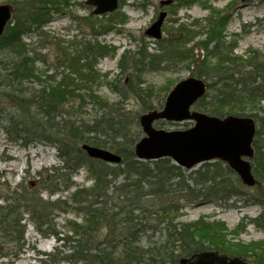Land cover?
Wrapping results in <instances>:
<instances>
[{"label":"trees","instance_id":"trees-1","mask_svg":"<svg viewBox=\"0 0 264 264\" xmlns=\"http://www.w3.org/2000/svg\"><path fill=\"white\" fill-rule=\"evenodd\" d=\"M10 2L11 20L0 36V129L8 139L24 145L42 141L56 147L60 166L37 172L33 187H7L0 194V247L21 243L25 225L20 223L25 216L39 236L56 243L54 253L44 254L46 264H178L200 252L264 264V241L246 247L226 240L228 234L237 236L240 226L228 232L220 221L176 222L187 205L225 203L240 195L248 194L252 203L264 208V53L249 49L245 57L234 54L238 35L231 34L228 41L225 35L229 16L209 8L210 15L203 20L177 23L173 19L176 27L162 29L166 36L153 42L156 54H148L143 44L138 50L141 59L127 63L123 53L118 68L123 72L145 63L152 69L191 72V77L206 84L204 96L194 106L197 111L217 118H251L256 125L250 161L256 185L251 192L219 161L187 172L167 158L137 160L134 145L142 136L137 119L128 117L96 90L107 78L96 69L97 61L114 55L116 49L94 40L66 52L57 74L39 71L36 61L44 60L38 54L30 56L23 37L28 32L39 33L54 13L69 12L70 1ZM121 4L123 0L115 12L100 18L88 16L93 34L108 33L125 23ZM193 4H201V0H172L169 9L175 13ZM195 49L201 54H195ZM139 81V76L135 81L130 78L126 86L141 101L143 112H149L162 107L179 80L156 89L149 85L139 88ZM109 85L118 96L126 97L112 81ZM88 105L93 110L90 114L84 111ZM158 122L155 126L161 128L164 122ZM84 144L112 152L120 162L89 158L81 148ZM80 169L90 181L89 187L73 182ZM43 192L46 198L41 196ZM63 193L66 196L50 199ZM54 211L72 213L80 221L66 220L69 233L58 232L51 223ZM250 222L264 230V213ZM156 233L162 235L161 242L151 241ZM142 237L147 239L145 248L139 246Z\"/></svg>","mask_w":264,"mask_h":264},{"label":"rangeland","instance_id":"rangeland-1","mask_svg":"<svg viewBox=\"0 0 264 264\" xmlns=\"http://www.w3.org/2000/svg\"><path fill=\"white\" fill-rule=\"evenodd\" d=\"M10 1L0 0V5H10ZM69 1V12L54 13L51 20L39 33L28 32L23 37V41L28 44V48L31 50L30 56L38 54L44 60V62L41 60L36 61V69L45 71L49 75L57 74L62 70L59 65L61 60L65 58L66 52L75 51V47L81 49L86 43L94 40L103 45L114 47L116 49L114 55L105 56L97 61L96 69L100 74L107 75V78L98 85L96 90L99 96L110 103L116 104L133 120L137 119L138 121L139 116L145 112H143L141 101L126 86L130 78L135 81V77L139 76V82L141 83L135 82L139 88L143 89L149 85L156 89L171 82V80H182L191 77V72L188 71L152 69L145 63L138 65L136 63V68L129 66L123 72L118 68V61L123 53H126L127 63L130 60L137 61L141 59L138 50L143 44L146 46L148 54L157 53L153 44L154 41L145 35V30L156 20L159 12H167L162 29L171 30L172 27H176L171 21L173 19L177 20V23H191L208 17L210 15L209 8L218 10L229 16L225 29L227 41L231 34L238 35L234 54L245 57L247 55L246 51L249 49L264 53V0L252 1L246 6L242 5L241 0H201V4L179 8L175 13L170 11V6H160V2L166 0H123L120 13L125 15V23L115 25L114 29L108 31V33L98 31L97 35L92 33L90 29L92 20L88 18L93 8L85 4L86 0ZM165 36L166 33L163 31L162 37ZM195 41H198V38ZM194 53L201 54L197 49L194 50ZM111 81L117 85L119 91L125 94V98H121L113 91L109 85ZM123 83L124 86H122ZM163 103L164 101H162V105ZM153 104H158L155 98H153ZM261 105L264 108V101L261 102ZM191 110L196 109L193 107ZM84 111L88 114L93 112L90 105L85 107ZM189 124L192 125L190 122H164L160 127L165 130H180L185 125L189 127ZM155 125H160V123L157 122ZM54 166H60L56 147L42 141H32L24 145L20 141L8 139L0 129V194L7 187L14 189L18 185L23 188L35 186L38 182L35 177L37 172H42ZM72 180L79 187L90 186V181L86 179L83 169H80ZM119 181H121L120 178ZM74 189L72 188L70 192ZM245 191L251 192L253 188H247ZM66 194H57L50 199L54 200L58 196L64 197ZM41 196L46 198L47 194L43 192ZM2 204L3 201L0 200V205ZM262 213H264V208L261 205L252 203L247 194V196L231 197L225 203L202 202L198 205H187L182 208L176 222L190 223L201 218L207 221H220L225 224L228 232H234L240 226L237 236L228 234L226 240L233 244L240 242L243 246L249 247V244L264 241V230L250 222ZM51 219L55 230L63 233H69L65 227L66 220L80 221L79 217L72 213L57 211H54ZM20 224L25 225L23 240L18 245L7 243L5 246L0 247V264H46L44 261L48 260V257L44 254L54 253L56 245L54 239L39 236L33 226L26 221L25 216ZM158 239L161 242L163 237L156 233L151 241ZM146 240V237H142L139 246L142 248L147 247ZM227 249L230 248L227 247ZM245 261L247 264H253L250 258H245Z\"/></svg>","mask_w":264,"mask_h":264},{"label":"water","instance_id":"water-1","mask_svg":"<svg viewBox=\"0 0 264 264\" xmlns=\"http://www.w3.org/2000/svg\"><path fill=\"white\" fill-rule=\"evenodd\" d=\"M245 6L250 1L241 0ZM86 5L93 8L91 14L102 16L118 8V0H86ZM169 0L161 5H168ZM11 5H0V36L11 19ZM166 12L145 31L152 40H160L161 27ZM203 80L189 77L177 82L165 97L161 110L151 111L139 117L142 137L134 145V156L139 161H157L170 159L184 170L212 161H220L228 166L239 178L242 185L253 187L256 180L252 175L250 160L254 155L252 143L256 131L254 121L248 117L226 116L217 118L202 112L190 111L191 107L205 94ZM169 123L192 122L184 130H165L155 128V121ZM82 150L89 158L117 164L120 158L104 149L82 145ZM178 264H247L237 257H227L214 252H200L188 258H182Z\"/></svg>","mask_w":264,"mask_h":264},{"label":"flooded vegetation","instance_id":"flooded-vegetation-1","mask_svg":"<svg viewBox=\"0 0 264 264\" xmlns=\"http://www.w3.org/2000/svg\"><path fill=\"white\" fill-rule=\"evenodd\" d=\"M170 4V3H169ZM163 6V5H162ZM165 6H167V5H165ZM241 260H243V261H245V259H243V258H241ZM246 262V261H245Z\"/></svg>","mask_w":264,"mask_h":264}]
</instances>
